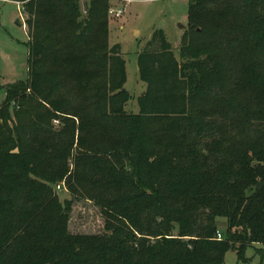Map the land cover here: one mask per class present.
<instances>
[{
	"label": "trees",
	"instance_id": "obj_1",
	"mask_svg": "<svg viewBox=\"0 0 264 264\" xmlns=\"http://www.w3.org/2000/svg\"><path fill=\"white\" fill-rule=\"evenodd\" d=\"M16 2L27 80L0 86V264L246 262L264 244V0H188L179 59L161 30L137 54V114L109 0ZM81 199L104 233L68 231Z\"/></svg>",
	"mask_w": 264,
	"mask_h": 264
},
{
	"label": "rangeland",
	"instance_id": "obj_2",
	"mask_svg": "<svg viewBox=\"0 0 264 264\" xmlns=\"http://www.w3.org/2000/svg\"><path fill=\"white\" fill-rule=\"evenodd\" d=\"M89 0H79L84 13ZM125 4V3H123ZM188 0H149L125 4L123 16L109 19V44L119 45L125 61L124 89L130 98L124 107L129 114L138 113L137 99L146 91V84L138 77L137 54L150 40L155 30H161L179 59V44L187 29ZM24 15L16 0L0 2V86L27 80V34L23 26ZM19 23V25L16 24ZM182 27V29H181ZM5 98L0 90V105ZM12 113V107L10 109ZM55 126L58 127L57 122ZM61 202L72 200L65 188L57 190ZM218 231H225V220L218 219ZM68 231L74 235L104 233V219L100 210L87 200H74ZM177 231L174 230V235ZM246 262L238 260L235 252L224 255L223 264H264V244H253L245 250Z\"/></svg>",
	"mask_w": 264,
	"mask_h": 264
},
{
	"label": "built area",
	"instance_id": "obj_3",
	"mask_svg": "<svg viewBox=\"0 0 264 264\" xmlns=\"http://www.w3.org/2000/svg\"><path fill=\"white\" fill-rule=\"evenodd\" d=\"M134 1H149V0H109V8L107 11L108 18L114 19V20L120 19L124 14L125 4L131 3ZM0 2H4V0H0ZM123 3H125V4H123ZM60 188H61V186L58 185L56 187V190H60ZM216 238L218 240L221 239V234L219 232L217 233Z\"/></svg>",
	"mask_w": 264,
	"mask_h": 264
},
{
	"label": "water",
	"instance_id": "obj_4",
	"mask_svg": "<svg viewBox=\"0 0 264 264\" xmlns=\"http://www.w3.org/2000/svg\"><path fill=\"white\" fill-rule=\"evenodd\" d=\"M16 24H17V25H19V23H18V22H16ZM181 29H182V27H181Z\"/></svg>",
	"mask_w": 264,
	"mask_h": 264
}]
</instances>
